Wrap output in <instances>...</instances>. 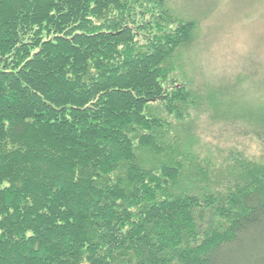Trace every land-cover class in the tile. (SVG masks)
Instances as JSON below:
<instances>
[{
  "label": "trees",
  "instance_id": "trees-1",
  "mask_svg": "<svg viewBox=\"0 0 264 264\" xmlns=\"http://www.w3.org/2000/svg\"><path fill=\"white\" fill-rule=\"evenodd\" d=\"M197 27L167 0H0V264H264V170L221 194L193 165L191 111L223 104L179 63Z\"/></svg>",
  "mask_w": 264,
  "mask_h": 264
},
{
  "label": "rangeland",
  "instance_id": "rangeland-1",
  "mask_svg": "<svg viewBox=\"0 0 264 264\" xmlns=\"http://www.w3.org/2000/svg\"><path fill=\"white\" fill-rule=\"evenodd\" d=\"M167 3L198 22L192 46L178 53L190 84L223 101L217 110H192L191 131L193 165L204 166L208 181L224 194L240 181L241 170L254 168L252 177L264 170V0Z\"/></svg>",
  "mask_w": 264,
  "mask_h": 264
}]
</instances>
